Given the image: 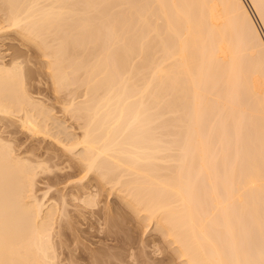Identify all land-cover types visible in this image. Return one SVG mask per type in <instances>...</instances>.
<instances>
[{
	"label": "bare ground",
	"instance_id": "1",
	"mask_svg": "<svg viewBox=\"0 0 264 264\" xmlns=\"http://www.w3.org/2000/svg\"><path fill=\"white\" fill-rule=\"evenodd\" d=\"M248 3L0 0L6 23L0 22V34L15 31L48 58L54 90L81 87L65 95L77 99L67 108L83 131L72 159L85 179L93 176L88 185L117 196L118 212L129 208L140 223H153L161 253L165 244L168 257L181 264H264V36L250 10L264 24V0ZM3 68L0 119L23 113L24 127L47 132L32 113L36 100L23 63ZM214 92L210 101L207 93ZM42 108L44 119L54 118ZM5 144L0 264H59L53 226L70 219L63 208L60 217L56 205L44 206L35 193L36 166L18 160ZM74 144L63 145L74 153ZM86 189H80L82 207L98 206L99 190ZM108 255H93L92 264H108Z\"/></svg>",
	"mask_w": 264,
	"mask_h": 264
},
{
	"label": "rangeland",
	"instance_id": "2",
	"mask_svg": "<svg viewBox=\"0 0 264 264\" xmlns=\"http://www.w3.org/2000/svg\"><path fill=\"white\" fill-rule=\"evenodd\" d=\"M245 2L249 6L248 3L249 0L248 1L245 0ZM150 3L149 5L152 6L153 3L152 2ZM250 10L254 18L260 24V29L264 36V27H263L264 24H262L263 22L262 19H259L261 17L258 16L253 9L250 8ZM0 18L5 19L3 17ZM2 23H4L3 25H5L6 24L5 20L1 22V25ZM159 23L162 24L163 26L164 22L160 21ZM2 32L3 34H0V65L1 67H3L4 65V68L7 69V67L11 68L13 62L14 63L18 62V64L23 63L24 70L22 72L24 76L25 75L27 76L25 77L26 80L24 79L25 85H27V90L29 95L33 97V100L37 101V102L35 101V108L32 109V113H34L36 119L38 118L37 120L39 122L43 123V128L44 129L46 128L45 131L47 130L48 133L44 132V133H38L39 135L38 134L36 135L34 132L30 131L22 124L23 120L21 121L20 117L22 118L23 113H21L22 116H20V114L17 113L14 116H11V118L10 115H8L9 117L0 119V143H2V145L4 146L6 145L5 143H8V145L12 147L11 149L10 148L9 149L14 150V151L12 150V153L14 155L17 154L16 156H18L17 157L18 160L20 161L22 159H23L22 161L28 160L27 163L29 166L30 164L34 165V167L36 166V169H34V171L36 172L37 175V176L35 175L36 176L35 191L36 190L37 191L35 193H37V196L38 195L40 196L41 200L44 203V206L46 204V208L52 205H56L55 207L58 208V209L56 208L57 210L54 208V206H52V208L55 209V213L58 212L56 214L57 216L60 214L61 211L60 208H63L61 212L63 213L64 210V213L67 214L68 218L70 219V222H72L71 224L67 219L66 221L69 222L67 224L68 225L70 224L69 227H67L68 225L66 224V222L64 223L65 220H63L64 223L63 225L66 226L65 228L62 225V223H61L62 225L61 227L59 226L60 223H57V227L59 226L58 228H54L55 225L53 226L54 231L52 233L54 234H52V237L55 236L53 237V242L55 241V245L53 246L56 247V249L55 248L54 249L56 251L55 252L57 255L56 260L58 261V263L59 264H92V261H94V259L92 260L93 255L102 256L107 253V255L108 254L110 255V257L108 255V260L109 258H111L108 264H140L138 261H140L142 264L143 262L141 261V259L143 261L144 260L147 261V263L144 262L145 264H152V263L156 264L157 262H158L157 264H170V263L181 264V262L175 257H173V259L171 257L170 258L168 257L169 254L168 252H170V249H168L167 251V247L165 246V244L164 247L166 251H164L165 252L164 255L161 253V249L163 251V248H161V245L158 246L160 243L157 244L155 242L156 241L155 239L158 236L156 235L157 233L155 229L152 227L153 223L151 222L140 223L141 220L139 219L140 221H137L138 219H135L133 217V216L136 217V215L134 214L132 215V213L134 212L132 211L131 213L130 212L131 210L129 208H127L128 211H126V209L123 208L124 213L118 212L119 210L122 211V208L118 209L117 207L119 205L121 207V203H120L121 201L117 198V196L113 194H108L109 192H107L106 189L103 191V194H101L102 192H100L102 190L96 189L98 187H94L92 189V186H89L88 184H90L89 181L91 178H93V176L91 175L90 177L89 175L85 179L86 176L84 175L86 174L80 171L79 165H78L79 167L76 166L77 160L75 161L72 159L75 154L79 153V149L81 147L79 146L80 144H77L78 146H75L73 142H76L80 138L81 132L83 133V131H81L82 129H80L81 120L79 119V116L74 114L76 115L75 117H77V119L76 118L73 119L74 117L72 118V116L74 115L69 114L70 110L69 111L67 110V108L71 105V101L74 100L77 102V99L76 97H71L66 95L69 94L71 95V93H73V95L77 94L76 92L78 91V89H81V87L79 88L77 87V90H73L74 86L73 87L70 86V89L68 90L71 93L68 92L69 93L68 94L66 91L65 93L66 95L60 93L63 91V89L62 91L60 90V92L54 90L55 89L53 87L54 83H52L53 81L51 80V76H50L51 73L49 72L47 67L48 60L46 61V59L48 58L44 57V54H42V52L40 53V51L37 48H35L36 49L35 50L32 44L28 42L23 43L24 40L22 42L21 36H18L19 34L17 35L16 34L17 32L16 33L15 31L13 32L2 31ZM172 44L174 45L175 41L172 42ZM193 70L195 71V69ZM64 89L66 90V88ZM83 92H85L84 87H82V93ZM82 93L81 95L83 96L84 93L83 94ZM215 94L217 93L214 92L210 95L209 93H207V96H209L210 101L212 96L215 97L214 96ZM78 96L82 97L80 96L79 92H78ZM68 99L70 103L68 102ZM245 102L243 101V103L241 102V104L242 105L247 104ZM38 104H40L39 107ZM41 107H43L45 110L49 109L50 111H47L51 113V115L49 116L54 115L53 116L54 118L46 117V119H44V115L48 113H45L46 111L43 112L44 110L40 112L41 110L39 109ZM247 107L245 109H249L248 104ZM36 109L38 110L37 112L41 114H38L36 111H34ZM212 111L213 110H211V115H212L211 120L212 118L215 117L213 116V114L215 113L216 110H214V112ZM1 116L2 115L0 114V118H2ZM228 133H229L228 136L230 137L231 132L229 131ZM230 138L232 139V137ZM64 143L65 146L66 145L69 146L70 143L71 145L74 144L73 147H75L74 149H76V151L74 150V153H71L70 151L68 152V150L64 148L63 145ZM233 152L229 151V154L230 153L231 154L230 156H227L228 160L231 157L234 159ZM74 158H78V157L75 156ZM29 162L31 163L29 164ZM230 162L231 163L233 162L232 159ZM237 170H240V167H237ZM92 180L93 181L91 184L94 185L95 184L94 179ZM86 184L88 187L87 186L85 187ZM80 186L85 188H80ZM80 189L82 190L86 189L87 192H91V189L94 192L95 191L97 192L99 190L98 192L100 194L96 196V200L98 199L97 203L99 205L95 207V205H97L95 202V205L91 207H89L90 205H87L88 207L85 208L82 207V204L84 203H80V197H82L80 195L81 192ZM76 194H78L79 196L78 195L76 196ZM81 194L83 193L81 192ZM87 194H84L83 197L85 198ZM75 196L78 197L79 199L76 198ZM261 200L263 204L264 195L261 196ZM107 205L110 212H107L106 215L105 213L108 210H105V206L107 207ZM81 208L84 209L80 211ZM115 208L116 210L113 212L112 210ZM111 211L112 214L114 213L113 214L114 218L113 216L108 217V214H110ZM80 212L81 214L84 213L83 216L84 218L86 217L85 219L83 217L80 218ZM91 213L93 215H91ZM115 213H118L117 215L122 217L123 220L120 217H119L120 219L117 218L115 219V216L117 217ZM57 216L56 219L54 218L55 220L60 219L62 214L61 216L59 215L60 217H58V219ZM89 218H92L93 221L92 220L88 221ZM86 219L88 220L86 221ZM114 219L118 221L121 220L123 222L117 224L116 222L118 221H115ZM97 220L98 221L100 220L99 222H101L102 225L101 223L98 224L99 222ZM58 222H62L61 219ZM104 223H107V225H105ZM80 229H83L84 230V232H82L83 235L85 237L87 235L86 238L90 237V239L88 240L86 238L84 239L82 233L80 236ZM59 230H61L60 232L61 236L59 235L60 233L58 234V236H56L55 233L57 234ZM107 232H110L109 235L112 234L114 237L113 236L111 237L110 235V238L108 240L107 238L108 235H106ZM80 237H82L81 241H80ZM105 238H107V240ZM104 247L105 249L107 248L106 251H104L105 249L103 250ZM111 256H113V258ZM163 257H164L163 260L165 261L160 262L162 259L161 260L159 259Z\"/></svg>",
	"mask_w": 264,
	"mask_h": 264
},
{
	"label": "water",
	"instance_id": "3",
	"mask_svg": "<svg viewBox=\"0 0 264 264\" xmlns=\"http://www.w3.org/2000/svg\"><path fill=\"white\" fill-rule=\"evenodd\" d=\"M147 50V49H146Z\"/></svg>",
	"mask_w": 264,
	"mask_h": 264
}]
</instances>
